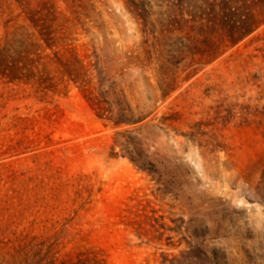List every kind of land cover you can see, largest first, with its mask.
I'll return each mask as SVG.
<instances>
[{
    "label": "rangeland",
    "instance_id": "1",
    "mask_svg": "<svg viewBox=\"0 0 264 264\" xmlns=\"http://www.w3.org/2000/svg\"><path fill=\"white\" fill-rule=\"evenodd\" d=\"M167 8L0 0V264H264V23L208 60Z\"/></svg>",
    "mask_w": 264,
    "mask_h": 264
},
{
    "label": "trees",
    "instance_id": "2",
    "mask_svg": "<svg viewBox=\"0 0 264 264\" xmlns=\"http://www.w3.org/2000/svg\"><path fill=\"white\" fill-rule=\"evenodd\" d=\"M148 14L144 8L145 20ZM158 20L167 32H185L193 40L174 49L178 55L189 52L213 60L223 46L238 43L264 23V0H168Z\"/></svg>",
    "mask_w": 264,
    "mask_h": 264
}]
</instances>
